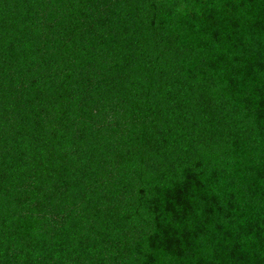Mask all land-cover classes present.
Returning a JSON list of instances; mask_svg holds the SVG:
<instances>
[{"label":"trees","instance_id":"trees-1","mask_svg":"<svg viewBox=\"0 0 264 264\" xmlns=\"http://www.w3.org/2000/svg\"><path fill=\"white\" fill-rule=\"evenodd\" d=\"M0 264H264V0H0Z\"/></svg>","mask_w":264,"mask_h":264}]
</instances>
